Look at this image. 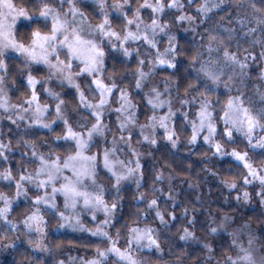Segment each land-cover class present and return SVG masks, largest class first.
I'll use <instances>...</instances> for the list:
<instances>
[{
  "label": "clouds",
  "instance_id": "clouds-1",
  "mask_svg": "<svg viewBox=\"0 0 264 264\" xmlns=\"http://www.w3.org/2000/svg\"><path fill=\"white\" fill-rule=\"evenodd\" d=\"M0 264H264V0H0Z\"/></svg>",
  "mask_w": 264,
  "mask_h": 264
}]
</instances>
